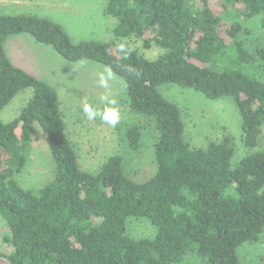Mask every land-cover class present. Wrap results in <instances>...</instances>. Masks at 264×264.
Returning a JSON list of instances; mask_svg holds the SVG:
<instances>
[{
  "label": "trees",
  "instance_id": "obj_1",
  "mask_svg": "<svg viewBox=\"0 0 264 264\" xmlns=\"http://www.w3.org/2000/svg\"><path fill=\"white\" fill-rule=\"evenodd\" d=\"M105 13L118 20L115 37L79 42L47 16L0 13V111L33 89L17 117L0 121V218L8 227L3 242L12 247L0 256L9 264H244L238 248L264 232V150L232 166L230 135L192 145L180 107L158 88L176 83L211 99L232 98L245 146L258 148L264 47L249 49L243 35L244 21L255 16L264 32V0H106ZM22 33L66 60L96 61L124 79L130 109L157 133L152 176L136 181L120 154L96 172L82 168L53 86L7 53V39ZM129 38L165 52L148 59ZM35 122L55 165L52 178L31 189L17 175L29 159ZM143 134L141 123L131 124L123 139L139 151ZM130 217L147 218L156 234L133 235Z\"/></svg>",
  "mask_w": 264,
  "mask_h": 264
},
{
  "label": "rangeland",
  "instance_id": "obj_2",
  "mask_svg": "<svg viewBox=\"0 0 264 264\" xmlns=\"http://www.w3.org/2000/svg\"><path fill=\"white\" fill-rule=\"evenodd\" d=\"M12 1L0 0V13H35L49 16L61 23L75 42L109 41L115 37L114 28L118 20L105 13L106 0H43L50 4L43 7L44 10L24 4L17 6ZM2 2H7L8 5L5 6L6 3ZM260 20L261 16H255L244 21L249 33L244 34L243 39L253 51L257 46L264 47V32L260 28ZM16 41L23 44L21 48L28 55L26 57H30L28 65L33 69L32 74L48 81L59 97L67 123V133L75 143L83 169L96 172L110 156L120 154L124 157L127 172L136 181L145 180L155 173L157 133L154 123L130 109L126 83L121 76L111 71L108 88L105 89L98 83L101 74L108 76L105 65L92 60L83 63L66 60L51 46L37 42L33 36L26 33L10 36L5 45L6 49L11 42ZM129 42L148 59H156L165 52L156 45L145 48L142 40L129 38ZM158 89L165 98L180 107L185 123L184 135L192 145L205 147L210 141L230 135L235 148L231 159L232 166H236L243 157L254 150H264V130L258 148L251 150L245 146L242 140L241 116L232 98L211 99L193 88L176 83L162 84ZM106 92H110L117 100L120 111V122L114 128L100 118L88 120L82 111L85 101L98 109L104 106L100 96ZM32 93V88L22 90L0 111V121L8 122L17 117ZM137 123H141L144 129L143 143L139 151H133L124 141L123 132L127 126ZM32 139L29 159L17 177L25 187L36 189L52 178L55 163L48 136L37 122L33 123ZM129 222L131 233L137 237L156 234L157 228L147 218L130 217ZM7 231L8 227L0 218V253L7 254L12 250L10 245L3 242V235ZM238 253L244 264H264V232L259 242L244 243L238 248ZM0 264L9 262L4 256H0Z\"/></svg>",
  "mask_w": 264,
  "mask_h": 264
},
{
  "label": "clouds",
  "instance_id": "obj_3",
  "mask_svg": "<svg viewBox=\"0 0 264 264\" xmlns=\"http://www.w3.org/2000/svg\"><path fill=\"white\" fill-rule=\"evenodd\" d=\"M121 51H126L125 44L120 43L118 45ZM83 63V61H81ZM105 71L108 73V76L101 74L99 78V86L102 88H108V79L111 78V69L106 68ZM101 102L105 105L103 110H100L93 106L91 103L85 101L82 105V111L88 120H95L100 118L103 122L107 123L111 127H116L120 122V111L117 107V100L110 94L106 92L100 96Z\"/></svg>",
  "mask_w": 264,
  "mask_h": 264
},
{
  "label": "crops",
  "instance_id": "obj_4",
  "mask_svg": "<svg viewBox=\"0 0 264 264\" xmlns=\"http://www.w3.org/2000/svg\"><path fill=\"white\" fill-rule=\"evenodd\" d=\"M13 2L17 6L24 4L26 6H30L31 8H34V9L39 8L41 10H44V9H42L43 7L50 5V4H46V2H44L43 0H13L12 3ZM2 3H6V4H4L5 6L8 5L7 2H2ZM32 14H35V13H32ZM47 17H49V16H47ZM6 43H7V41H6ZM22 45L23 44L19 41H16L13 43L11 42L9 44V48L7 47V53L15 65L25 69L26 71L33 73V69L28 65L30 57H26L28 55L21 48Z\"/></svg>",
  "mask_w": 264,
  "mask_h": 264
}]
</instances>
